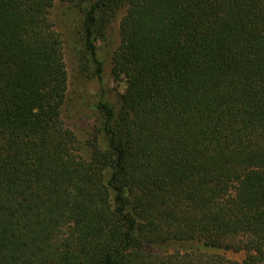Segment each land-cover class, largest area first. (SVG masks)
Here are the masks:
<instances>
[{
  "label": "trees",
  "instance_id": "16d2710c",
  "mask_svg": "<svg viewBox=\"0 0 264 264\" xmlns=\"http://www.w3.org/2000/svg\"><path fill=\"white\" fill-rule=\"evenodd\" d=\"M56 1L0 0V264H264V0H86L125 88L85 140Z\"/></svg>",
  "mask_w": 264,
  "mask_h": 264
},
{
  "label": "rangeland",
  "instance_id": "374dc122",
  "mask_svg": "<svg viewBox=\"0 0 264 264\" xmlns=\"http://www.w3.org/2000/svg\"><path fill=\"white\" fill-rule=\"evenodd\" d=\"M86 2L57 0L51 10V19L63 38L68 70L63 117L82 140L100 125L98 100L105 97L116 103L125 88V79L115 77L112 72L111 56L119 42L118 19L111 23L104 38L97 42V56L102 62V72L99 75L83 37V8Z\"/></svg>",
  "mask_w": 264,
  "mask_h": 264
}]
</instances>
